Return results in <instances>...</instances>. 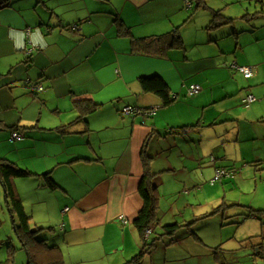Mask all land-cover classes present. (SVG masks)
<instances>
[{"label":"crops","instance_id":"crops-1","mask_svg":"<svg viewBox=\"0 0 264 264\" xmlns=\"http://www.w3.org/2000/svg\"><path fill=\"white\" fill-rule=\"evenodd\" d=\"M207 2L9 0L0 6V158L33 173L14 180L31 229L37 210L42 214L38 229H32L41 243L31 238L25 244L2 183L22 244L15 245L0 214V264H16L21 249L27 252L26 264H201V259L204 264H264V237L254 241L244 235L246 247L226 248L233 236L225 232L226 223L221 222L216 251L211 243L204 250L196 246L205 242L204 218L210 214L203 215L196 202L208 188L199 178L205 170L197 168L212 154L210 182L218 168L231 177L236 171L224 165L230 156L219 145L245 155L259 148L255 141L264 140V21L227 31L230 18L223 11L237 0L212 5L220 11ZM203 9L209 10V37L204 36L207 20L191 25ZM175 29L182 48L156 54L135 43ZM251 50L258 55L249 56ZM221 64L227 75L215 72ZM236 66L252 67L255 74L247 78ZM152 76L175 96L171 104L144 91L140 79ZM194 84L201 90L190 95ZM219 84L227 85L226 91L215 87ZM248 94L255 97L249 107L243 102ZM127 106L145 112L123 114ZM14 132L19 137L12 139ZM250 158L246 165L251 167L264 162L261 154ZM146 175L145 186L156 199L153 222L141 234L135 220L145 205ZM172 224L179 227L166 233L165 226ZM49 233L55 234L53 243ZM256 247L254 254L241 255L242 249Z\"/></svg>","mask_w":264,"mask_h":264},{"label":"rangeland","instance_id":"rangeland-1","mask_svg":"<svg viewBox=\"0 0 264 264\" xmlns=\"http://www.w3.org/2000/svg\"><path fill=\"white\" fill-rule=\"evenodd\" d=\"M197 0H193L194 5L196 4ZM210 5L209 9H214L215 11H220L213 6H217L220 2V0H207ZM207 2V3H208ZM185 7V1L183 2ZM264 3V2H263ZM213 5V6H212ZM263 8V4L260 2V0H237V2L233 5H230L225 11H223V14L225 17L230 18V23H228L229 29L227 28L226 30L229 31L230 29L232 30L233 28H238V31L242 30H248L247 27H256V25L262 23L264 21L263 15H261V10ZM187 9V8H184ZM190 14H192L191 9H187ZM186 11V10H185ZM209 10H200L198 12V15H196L195 19L192 20L191 25H201V23H204L206 20L205 26V35L209 37V30L207 29V26L210 22V19L206 15V12ZM207 16V19L204 17ZM178 20L181 21V16L180 14L178 17H176ZM232 19V20H231ZM231 21H234L231 23ZM226 26V25H225ZM222 27L221 30H225ZM232 38V37H231ZM249 37L247 35L243 36V40L245 43L248 41ZM232 40V39H231ZM222 42V41H221ZM222 44H226L223 42ZM215 46V45H214ZM215 48L220 51V49L215 46ZM219 56H223L221 53L218 54ZM258 55L257 52L254 50L250 51L249 56H255ZM228 56H233L228 54ZM262 57H264L262 55ZM213 61L217 63H221V60L218 58H213ZM233 65V62L230 63V66ZM219 67H225L223 64H221ZM233 67V66H232ZM237 69V68H236ZM238 70V69H237ZM219 75H227V71L222 68L220 70L215 71ZM203 73V78L206 79L210 76V72ZM205 83V82H204ZM211 85V84H210ZM207 88L210 86H206ZM219 91L225 90L227 88V85L222 86V84H219L215 86ZM218 93V91H217ZM224 133V132H221ZM223 138L222 136H219L217 138L221 139ZM256 145L259 146L257 150H254L252 152L246 153L245 155L238 152L237 150H234V153L231 152L230 146H224V144L219 145V151L222 152L224 149L228 152L229 156L228 157L230 160L229 162H224V165L226 167L232 166L233 169L230 168L231 170L236 171V174L231 176V177H224L222 181L217 182L216 184H211L210 179L208 175H210L211 172V165H215L213 163V156L210 154L208 157L204 158V163L201 164V168H197V172L202 171L203 169L205 172L203 173L204 176L199 174V178L201 181H204V184L208 186V188L202 190V195L198 196L196 199L197 203H201L202 207L199 211H202L203 215H207L205 219V224H207L206 229H203V235L205 236V242L204 243H196L197 248L204 250L202 246L205 244L209 245H215L214 250L216 251V248L219 247L222 239L219 237L220 236V230L222 223H226L227 226H224L223 228L225 229V232L227 233L229 231V236L233 235L230 240H226V244L224 247L226 248H233V249H238V248H243L246 247L243 242H241V237L244 235H249L250 237L253 238V240H258L257 238H260L259 236L264 237V215H260L259 218L253 217V210L255 209H264V162L262 164H257L253 165L252 167L246 162V158L254 157L255 155H264V140H257L255 141ZM251 146H247L246 149H248ZM254 148L251 147L250 150ZM236 149H242L245 150L244 146H239ZM257 151L256 153H254ZM253 154V155H252ZM248 161V160H247ZM234 162H236L234 164ZM205 167V168H204ZM220 167L222 165L220 164ZM225 167V168H226ZM229 169V168H228ZM216 173V172H215ZM214 177V176H213ZM203 184V185H204ZM0 214L1 217L3 218L4 216L7 218V221L4 222L3 228H7L9 230V235L14 239L15 245H17L20 248L21 241L16 235V231L13 225L12 217L10 214V211L7 206L6 202V195H5V190L2 182L0 181ZM5 210L3 212L2 210ZM3 212V213H2ZM36 217L37 220L32 219V229L36 230L38 229L42 219V214L37 210L36 212ZM4 220V218H3ZM222 222V223H221ZM38 223V224H37ZM2 228V229H3ZM231 231V232H230ZM217 234V236H215ZM45 235V233H44ZM49 241L50 243H53L54 239V233L51 234L49 233ZM38 237H43L42 235H39ZM261 241L264 242V238H260ZM254 243V242H253ZM245 245V246H244ZM195 246V247H196ZM257 247L255 250L250 249V252H246L245 249H242L241 255L246 256V253H251L254 254L256 251ZM213 252V251H212ZM204 255L206 252H203ZM17 261L16 264H26L27 262V252L24 249L18 250L17 251ZM198 262H201V264H204L206 262V259H201L198 260ZM239 264V263H237ZM242 264V263H241Z\"/></svg>","mask_w":264,"mask_h":264},{"label":"trees","instance_id":"trees-1","mask_svg":"<svg viewBox=\"0 0 264 264\" xmlns=\"http://www.w3.org/2000/svg\"><path fill=\"white\" fill-rule=\"evenodd\" d=\"M260 2L263 4L261 13H264V3L261 0ZM8 3L9 0H0V6L7 5ZM199 6H200V1L198 7ZM219 17H220V12H216L215 18L219 19ZM215 22L216 21L213 20L212 24H215ZM137 41L138 40H136L135 43H138V45H143L146 48H148L150 50L149 53L156 52V54L163 53L167 47H175V48L183 47V41L177 29H175L173 32L164 35L149 37L145 39L144 42L143 41L137 42ZM152 44L153 46H151ZM140 82L144 91H148V92L152 91L160 94V96L164 100L165 105H169L174 101L175 96L171 94L169 88L160 77L158 76L143 77L140 79ZM145 167L146 170H148L147 162L145 163ZM31 175H33L31 171L22 169L15 163L0 158V178L7 190L8 205L10 207L11 213L14 214L16 230L20 238L27 245H28L27 240L28 239L31 240V238H33L32 240H34V242L37 244L41 242L36 240L33 236V231L30 225L31 218L26 213L22 201L14 188V180L19 177H29ZM146 180H148L147 175L144 182L141 185V193L143 195L145 205L139 217L135 220V225L137 226L141 234H144L145 231L150 227V225L153 222L154 203L156 199V197L154 196V194L150 189L149 184L147 183V185L145 186ZM46 181L51 186L55 185V183L50 177H48ZM253 211L254 212H252V214L255 217L259 218L260 215H264V209H257ZM178 227L179 224H172L165 226L166 233L172 234L176 231ZM48 264H63V262L56 260L55 262H50Z\"/></svg>","mask_w":264,"mask_h":264},{"label":"built area","instance_id":"built-area-1","mask_svg":"<svg viewBox=\"0 0 264 264\" xmlns=\"http://www.w3.org/2000/svg\"><path fill=\"white\" fill-rule=\"evenodd\" d=\"M187 4L189 5V3L187 2ZM236 68L242 73L244 74V76H246L247 78L252 77L255 73H254V68L252 67H248V66H236ZM39 90H43L44 87L43 86H37ZM36 87V88H37ZM201 90V86L198 84H194L191 85L190 87V95H195L196 93H198ZM255 100V97L252 94H248L245 97H243V102L244 104L249 107L250 104ZM144 113L145 111L138 109V108H134L132 106H127L125 108L122 109V113L123 114H130V113ZM149 113V112H147ZM151 113V112H150ZM19 134L17 132L13 133V138H18ZM231 173L229 170L224 169V168H218L216 169V173L215 176L211 179V183L215 184L219 181H222L224 177L229 176ZM121 219L124 223H127V219H125L123 216H121ZM150 231H148L146 234H148Z\"/></svg>","mask_w":264,"mask_h":264}]
</instances>
